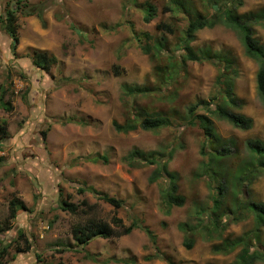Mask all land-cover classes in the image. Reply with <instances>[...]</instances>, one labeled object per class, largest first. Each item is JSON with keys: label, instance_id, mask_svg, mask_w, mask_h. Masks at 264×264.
Segmentation results:
<instances>
[{"label": "rangeland", "instance_id": "rangeland-1", "mask_svg": "<svg viewBox=\"0 0 264 264\" xmlns=\"http://www.w3.org/2000/svg\"><path fill=\"white\" fill-rule=\"evenodd\" d=\"M8 1L0 0V13ZM132 1L23 0L44 9L41 17L19 13L16 54L10 49V36L0 30V85L8 88L4 101L13 105L10 111L0 107V124L7 132L0 138V221L7 215L2 207L14 195L32 209L20 212L14 227L0 234V241L8 243L21 229L32 243L26 253L14 255L12 247L5 264H169L165 259H148L155 248L140 228L127 235L94 238L83 245L74 240L72 228L87 224L88 217L118 230L112 222L114 215L127 225L134 219L143 221L157 235L160 250L173 264L235 262L239 250L215 253L218 241L207 240L205 231L195 234L192 248L184 244L182 228L197 230L204 216L216 214L214 188L205 172L209 156L200 153L205 141L208 153L215 144L206 140L197 125L186 124L188 107L216 94L220 68L209 61L184 62L182 48L187 43L189 23L198 16L210 17L217 7L236 8L242 14L264 13V0ZM146 2L157 7L149 23L144 21ZM161 23L171 26L173 33L160 29ZM254 25L255 37L264 44V17ZM143 32L150 34L147 42L153 46L162 44L158 59L139 47L135 36ZM190 46L229 53L238 64L234 92L243 101L239 111L252 117L254 125L241 130L214 119L220 135L236 142L237 153L222 166L237 173L243 160L250 158L247 139L264 140V99L256 81L259 64L247 56L237 32L223 25L197 30ZM35 49L56 57L49 72L33 63ZM169 60L178 62L174 70L166 67ZM163 67L164 76L159 71ZM135 86L148 89L129 94ZM135 112L140 119L145 115L168 117L171 125L152 131L139 126L128 132L116 131L114 121L124 123ZM172 147V156L163 161L167 160L170 173L178 174V192L186 198L182 206L164 202L169 184L165 178L150 181L156 165H131L125 159L136 150L167 155ZM98 154L106 155L108 161L86 159ZM86 184L122 199L124 205L116 209L93 193L79 194L77 186ZM250 191L247 195L242 189L241 197L264 201V176L252 183ZM62 198L74 203L87 199L95 204V213L62 211L58 205ZM223 202L224 236L246 235L253 247L262 246L264 226L262 242H255L253 216L235 222L233 211L228 209L232 196L227 195ZM202 209L208 210L207 215Z\"/></svg>", "mask_w": 264, "mask_h": 264}, {"label": "trees", "instance_id": "trees-1", "mask_svg": "<svg viewBox=\"0 0 264 264\" xmlns=\"http://www.w3.org/2000/svg\"><path fill=\"white\" fill-rule=\"evenodd\" d=\"M133 2L132 0H127ZM27 3V4H26ZM23 0H11L7 2L4 13H0V30L10 36L11 43L10 49L16 54L18 45L20 44V14L32 15L37 13L38 16H42L44 8H38L36 5H30ZM25 6V9H22ZM144 21L151 22L156 13L157 7L155 4L146 2L143 6ZM20 13V14H19ZM259 17H264V13H239L235 8L221 9L216 8V12L210 17L198 16L196 19L189 23L187 28L186 45H184L183 61H209L219 66L220 72L216 82V94L208 100H200L195 104L188 107L187 110V124L188 126H198L207 141L213 142L214 148L208 153L206 147V141L201 147V155H208L209 161L205 166V172L210 176L212 185L214 188L213 193V210L215 215L206 217L204 216L200 228L197 230L182 228L186 233V239L184 244L187 248H192L194 245L195 234H200L201 231H205L207 240L218 241L214 246L215 253L229 254L235 250H239L233 264H256L257 262H264V244L262 246H254L249 243V237L242 235L236 238H226L224 232L226 224L223 223V200L228 196H232L233 203L229 206V211H233V221H239L247 218V215L253 216L255 222L254 240L255 242L261 241V230L264 226V201H257L251 197H241L242 189L246 194H250V186L252 183L261 176H264V140L259 137L249 138L246 141V151L250 154V158L243 160L242 165L237 170V173H233L229 168H224L222 162L232 157L237 153V145L234 139H226L220 135L215 124L214 119H221L229 122L236 128L241 130L251 129L254 125L252 117L247 116L239 111L242 107L243 101L238 98L234 92V80L238 76V64L235 58L229 53H213L210 47H200V49H193L190 46V41L195 37V32L206 27H214L216 25H223L232 29L239 35L247 56L257 61L259 69L257 72V89L262 98L264 99V44L260 42L254 35V24L259 21ZM160 29H166L168 32L173 33V28L168 24L161 23L158 25ZM81 33H84L81 31ZM142 35V36H141ZM140 36L136 35L135 38L139 42V47L145 52L155 56L156 59L160 57L162 51V44L156 43L154 46L152 43L147 42V37L150 34L143 32ZM147 36V37H146ZM144 37H146L144 39ZM33 63L40 69L49 72L56 62V57L49 54L47 51L35 49L32 54ZM183 62V63H184ZM176 61L169 60L168 67L174 70L177 67ZM160 73L164 76L166 72L165 67L159 69ZM170 74H167L169 76ZM166 77L165 79H167ZM148 88L135 86V88L129 91V94L136 95L138 93H145ZM8 94V88L3 84L0 85V107L10 111L13 109L11 101H4V97ZM116 131L128 132L138 126L147 131L157 130L161 127L170 126L171 119L164 116H150L145 115L140 119L139 113L135 114L126 122L113 123ZM7 136L5 126L0 124V138ZM43 139L47 138V131H42ZM172 147L168 154L162 155L157 150L143 152L136 150L125 157L126 161L131 165L143 166V165H156L157 169L152 173L150 177L151 182H156L160 178H165L169 183L164 190L163 199L169 206H182L184 205L186 198L184 195L178 192V174L170 173L168 171L167 160L163 161V158L171 157L174 151ZM91 162H107L108 157L106 155H94L86 158ZM233 173V174H231ZM237 188L234 191H230L231 188ZM238 190V191H237ZM77 192L79 194H85L86 192L93 193L98 196L99 199L114 206L118 209L124 205V201L115 196H111L107 193L97 190L91 185L77 186ZM63 191L60 192L62 195ZM241 197V198H240ZM60 209L71 214H78L83 212L85 215H94L95 204H91L87 199L81 200L80 203H74L68 199H60L58 203ZM3 211H7L6 217L0 221V234L9 231L14 227V222L22 211H32L27 203L17 196L11 197L8 203L3 207ZM233 209V210H232ZM203 215H207L208 210L202 209ZM239 213V214H238ZM238 214V215H237ZM87 224L76 225L72 228L73 238L78 244H87L94 238L108 239L114 235L121 236L132 233L134 229L140 228L150 238L155 248V253L148 257V259H165L169 264L173 262L163 254L158 246L157 235L148 227L145 226L143 221L134 219L130 224H125L123 219L114 215L112 222L118 228L115 230L109 223L100 222L95 217H88ZM192 233V235H190ZM190 235V236H189ZM14 247L15 254L26 253L31 250L32 243L23 230H19L17 238L11 242L4 243L0 241V264H5V258L9 254L11 248Z\"/></svg>", "mask_w": 264, "mask_h": 264}, {"label": "clouds", "instance_id": "clouds-1", "mask_svg": "<svg viewBox=\"0 0 264 264\" xmlns=\"http://www.w3.org/2000/svg\"><path fill=\"white\" fill-rule=\"evenodd\" d=\"M99 155V154H98ZM104 155V154H103Z\"/></svg>", "mask_w": 264, "mask_h": 264}]
</instances>
